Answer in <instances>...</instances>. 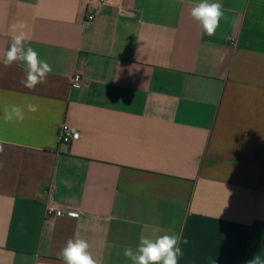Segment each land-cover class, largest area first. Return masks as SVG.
Here are the masks:
<instances>
[{
	"label": "crops",
	"instance_id": "obj_1",
	"mask_svg": "<svg viewBox=\"0 0 264 264\" xmlns=\"http://www.w3.org/2000/svg\"><path fill=\"white\" fill-rule=\"evenodd\" d=\"M199 2L0 0V264H62L70 238L132 264L142 234L175 233L179 264H264V0H210L211 37ZM17 21L52 67L31 90L2 63ZM64 124L79 140L60 142Z\"/></svg>",
	"mask_w": 264,
	"mask_h": 264
},
{
	"label": "clouds",
	"instance_id": "obj_2",
	"mask_svg": "<svg viewBox=\"0 0 264 264\" xmlns=\"http://www.w3.org/2000/svg\"><path fill=\"white\" fill-rule=\"evenodd\" d=\"M190 16L198 23L202 32L211 37L215 35L220 21L225 18V13L221 3L200 0L191 8ZM25 28L26 24L22 21H17L9 27L7 35L10 36V44L5 51L2 63L5 66H11L14 63L23 65L26 75L20 83L31 90L46 81L48 74L52 72V67L47 61L40 59L35 49L25 46L27 40ZM27 109L30 112L37 111V107L32 104H29ZM4 118L8 121H23L25 119L24 108L20 105H11L4 110ZM4 143L0 140V153L4 151ZM181 241L182 237L179 233L163 234L155 239L142 234L137 247L135 249L130 246L126 247L123 255L132 264H179V259L183 256V251L179 246ZM182 242L188 243L187 239H183ZM89 248L90 245L86 239L70 238L60 249L58 257L62 260V264H99ZM250 264H257L256 259Z\"/></svg>",
	"mask_w": 264,
	"mask_h": 264
},
{
	"label": "built area",
	"instance_id": "obj_3",
	"mask_svg": "<svg viewBox=\"0 0 264 264\" xmlns=\"http://www.w3.org/2000/svg\"><path fill=\"white\" fill-rule=\"evenodd\" d=\"M110 0H91V3L94 8H101L108 4ZM123 2L124 0H120ZM119 12H124L123 5L119 6ZM96 12L89 11L87 14L88 21H94L96 19ZM83 77L80 74H76L71 78V83L73 87H80L83 84ZM80 133L73 127L64 124L60 127L59 130V139L62 144L69 145L72 142L79 140ZM64 212L62 210L56 208L53 205H49L46 209V217L53 218V217H62L64 216ZM70 217H76L75 215L68 214Z\"/></svg>",
	"mask_w": 264,
	"mask_h": 264
}]
</instances>
